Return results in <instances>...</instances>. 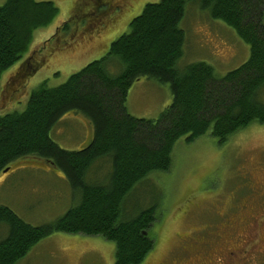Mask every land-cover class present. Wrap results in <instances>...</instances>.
<instances>
[{"label": "trees", "instance_id": "trees-1", "mask_svg": "<svg viewBox=\"0 0 264 264\" xmlns=\"http://www.w3.org/2000/svg\"><path fill=\"white\" fill-rule=\"evenodd\" d=\"M188 3L231 26L249 45L247 60L222 76L205 61L177 68L186 41L179 24ZM57 11L50 0L0 4V77L20 62L34 31ZM263 17L264 0L146 2L102 57L57 86L41 82L23 109L0 115V172L20 158L47 160L78 199L63 215L39 225L0 204V225L5 226L0 264H16L53 232L100 235L115 243V264L142 262L154 246L149 228L157 204L124 209L136 186L153 172L169 170L181 137L190 142L209 133L221 144L254 122L264 123ZM72 18L57 31L67 33ZM143 77L170 88L171 101L155 118L136 117L126 106L130 88ZM71 112L84 116L92 129L89 143L77 150L63 149L50 137L58 120Z\"/></svg>", "mask_w": 264, "mask_h": 264}, {"label": "rangeland", "instance_id": "rangeland-1", "mask_svg": "<svg viewBox=\"0 0 264 264\" xmlns=\"http://www.w3.org/2000/svg\"><path fill=\"white\" fill-rule=\"evenodd\" d=\"M50 1L58 8L57 14L34 31L20 62L0 77V115L23 109L31 90L41 82L57 86L102 57L110 43L128 31L130 20L140 14L144 4L159 0ZM71 17L69 31L58 32L57 27ZM179 25L186 38L184 53L176 63L179 69L205 61L222 76L249 56L248 43L224 21L209 17L198 4L186 5ZM37 62L35 71L28 74ZM170 101L168 83L143 77L130 88L126 106L136 117L155 118ZM91 135L89 121L76 112L63 115L50 132L53 141L67 150L86 146ZM21 159L0 172V204L26 222L39 225L54 221L78 202L57 168L39 159ZM243 170L264 181V123L254 122L221 144L209 133L190 142L178 139L169 170L151 173L124 201L128 211L157 204L156 219L149 228L154 246L139 264L226 260L227 251L237 247L236 236H247L256 245L248 252V261L264 255V206L258 204L264 203V195H252ZM238 203L240 208L235 210ZM252 219L257 225L247 234L245 223ZM227 220L228 227L224 226ZM4 234L5 226L0 225V238ZM16 264H115V243L100 235L53 232Z\"/></svg>", "mask_w": 264, "mask_h": 264}, {"label": "flooded vegetation", "instance_id": "flooded-vegetation-1", "mask_svg": "<svg viewBox=\"0 0 264 264\" xmlns=\"http://www.w3.org/2000/svg\"><path fill=\"white\" fill-rule=\"evenodd\" d=\"M243 173L247 186L250 185L252 189L253 194L252 193L251 194L255 197L256 195L257 196L264 195V181L260 182L259 180L254 179V177L247 170L246 171L243 170ZM258 204H260V206H264V203L258 202ZM238 207L240 208V203H238L237 206L235 205V207L233 208L236 210ZM251 217H253V215ZM229 220L226 221V224L224 226L226 227L229 226L230 223ZM254 220L255 219H252L247 224L245 223L247 234L251 233L252 228H254L257 225V222ZM233 239L234 241H236L237 247H235L233 250L227 251L226 260H222L221 258L214 260H207L208 261L207 263L208 264H264V255H259V257L255 259V261L253 259H251V261H248L249 260V258L247 257L248 252L251 250V248H254L256 246L254 242H252V240H249L247 236L246 238H241V239H238V236H236ZM199 257H204V256L202 255ZM208 257L209 256H207V258Z\"/></svg>", "mask_w": 264, "mask_h": 264}, {"label": "water", "instance_id": "water-1", "mask_svg": "<svg viewBox=\"0 0 264 264\" xmlns=\"http://www.w3.org/2000/svg\"><path fill=\"white\" fill-rule=\"evenodd\" d=\"M40 160V159H39ZM44 163L46 164H49L50 166H53L49 161L47 160H42ZM8 170V167L7 168H4L3 172L7 171Z\"/></svg>", "mask_w": 264, "mask_h": 264}]
</instances>
